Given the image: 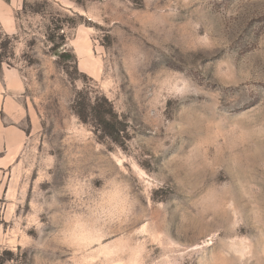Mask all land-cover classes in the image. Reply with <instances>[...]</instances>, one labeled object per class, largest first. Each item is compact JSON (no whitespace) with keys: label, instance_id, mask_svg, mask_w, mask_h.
Here are the masks:
<instances>
[{"label":"rangeland","instance_id":"rangeland-1","mask_svg":"<svg viewBox=\"0 0 264 264\" xmlns=\"http://www.w3.org/2000/svg\"><path fill=\"white\" fill-rule=\"evenodd\" d=\"M18 1L17 32L2 33L0 65L21 72L31 130L12 170L0 176V264L130 260L120 241L103 236L98 245L95 238L82 237L88 251L74 256L53 241L59 230L53 217L61 211L56 205L67 204L72 192L100 190L111 176L138 204L137 218L122 236L135 233L144 264H210L213 259L215 264H264L259 158L232 181L228 194L212 202L189 201L161 168L162 149L175 144L173 122L165 113L173 110L171 98L187 95L192 81L186 73L227 96L237 91L229 87L238 81L233 62L221 60L231 58L239 71L241 64L264 57V0ZM207 17L201 33L196 24ZM153 36L170 48L152 70L163 64L184 71L165 68L147 81L129 71L125 79L115 50ZM205 39L230 46L200 54L193 64L189 49ZM254 76L264 78V60H257ZM254 87L251 102L264 97V79ZM79 97L105 108L108 101L121 123L117 134L110 132L114 140L100 120L90 117L85 123L77 116ZM196 138L208 156L222 152L228 134L217 122ZM220 179L229 178L221 174Z\"/></svg>","mask_w":264,"mask_h":264},{"label":"clouds","instance_id":"clouds-1","mask_svg":"<svg viewBox=\"0 0 264 264\" xmlns=\"http://www.w3.org/2000/svg\"><path fill=\"white\" fill-rule=\"evenodd\" d=\"M208 21L209 17L196 24L201 33ZM228 39L231 40V37ZM229 46L217 47L212 40L205 39L198 41L195 48H190L189 54L195 64L200 61L197 59L200 54L215 53ZM169 48L170 45L162 38L153 36L149 40L144 37L125 42L115 50L114 55L125 79L130 71L133 76H142L147 81L149 76L154 77L165 68L172 69L162 64L152 70L154 63L168 56L165 49ZM229 59L235 66L232 75L238 81L237 86L229 88L237 91L225 96L223 91L209 89L187 72L192 81L187 95L171 98L169 104L173 110L171 114L169 111L165 113L167 119L173 122L175 144L170 146V151L162 149L166 155L161 161V168L192 202L204 199L212 202L213 199L223 198L228 194L232 181L243 176L257 158L264 164V97L251 102L254 82L264 79L254 76L257 60H264V57H257L244 67V75L241 74L242 64L238 71L231 58L221 61ZM125 66L128 71H124ZM217 122H223L228 141L223 143L221 153L206 156L196 137L203 134L204 129L215 128ZM221 174L229 179L221 180ZM67 196L69 202L57 204L61 211L53 217V223L59 228L53 236L56 244L74 256L88 251L87 239L82 237L95 238L98 245L99 237L103 236L105 241L118 240L122 243V251L131 257L124 264H144L143 252L134 241L135 233L122 236V231H127L126 226L137 218L138 204L130 189L118 177H109L100 190L84 188ZM210 264H215V260Z\"/></svg>","mask_w":264,"mask_h":264},{"label":"crops","instance_id":"crops-1","mask_svg":"<svg viewBox=\"0 0 264 264\" xmlns=\"http://www.w3.org/2000/svg\"><path fill=\"white\" fill-rule=\"evenodd\" d=\"M18 0L0 2V33L17 32ZM26 86L21 72L16 69L0 71V176L8 175L29 139V118ZM3 186V192L5 190ZM2 203L0 202V209Z\"/></svg>","mask_w":264,"mask_h":264},{"label":"trees","instance_id":"trees-1","mask_svg":"<svg viewBox=\"0 0 264 264\" xmlns=\"http://www.w3.org/2000/svg\"><path fill=\"white\" fill-rule=\"evenodd\" d=\"M1 36L2 33H0V39ZM0 71H1V65H0ZM106 103L108 105V108L101 107L98 104L87 105L85 103V100L84 99L80 100L79 97V99H77V101H75L74 103V111L77 114V116L85 123L89 121L90 117L91 119L93 118L96 121L100 120L101 124L105 127V129L103 130H105V132H108L107 133L109 134L108 136H110L114 140L115 137L112 133L117 134L119 130L117 128V124H121V123L117 120V116L114 113L112 106L108 103L107 100Z\"/></svg>","mask_w":264,"mask_h":264},{"label":"snow or ice","instance_id":"snow-or-ice-1","mask_svg":"<svg viewBox=\"0 0 264 264\" xmlns=\"http://www.w3.org/2000/svg\"><path fill=\"white\" fill-rule=\"evenodd\" d=\"M241 74L244 75L245 74V68L241 67Z\"/></svg>","mask_w":264,"mask_h":264}]
</instances>
